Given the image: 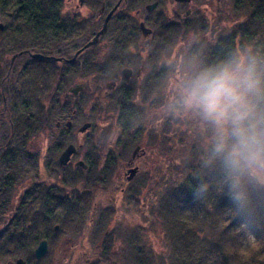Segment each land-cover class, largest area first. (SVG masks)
<instances>
[{
    "label": "flooded vegetation",
    "instance_id": "1",
    "mask_svg": "<svg viewBox=\"0 0 264 264\" xmlns=\"http://www.w3.org/2000/svg\"><path fill=\"white\" fill-rule=\"evenodd\" d=\"M70 1L65 0L64 10L72 19H87L77 16L78 9L86 6L97 11L96 25L88 27L86 33L81 30L82 34L79 35L88 34L89 38V32L94 29L96 32L91 40L89 38L73 55L45 48L44 54L24 50L13 56L15 60L27 53L34 58L55 61L63 72V81L57 91L66 89L63 104L66 122L58 120L54 128L49 119L39 122L40 125L35 123L30 126L28 134L30 130L32 134H39L49 129H62L85 140L89 134L98 132V127L94 129L92 122L77 121L80 111L71 103L89 92L94 96L98 110L96 119L103 108H109L117 115L119 137L109 138V145L103 151H100V142L91 151L83 144L76 146L68 142L47 162L45 156L39 153H28L25 154L26 158H21L16 148L14 151L0 152V261L7 259V264H16L19 260L24 264H38L50 255L63 257V264H75L76 257L91 251L85 250L88 239L99 243L96 251L92 250L96 256L117 254L115 231V234L109 229L102 232L103 228L99 226L104 219L112 217L108 214L114 209L100 204L99 199L109 188L114 193L110 202H118L119 197L120 203L127 206L128 199L138 196L140 191L137 188L144 186L142 183L137 188H131L139 177L143 180L147 175L143 169L146 165L144 159L150 154L144 146L147 144L146 131L151 130L153 138L156 135L159 150V125L153 124L160 115L154 114L166 105L164 97L174 88H169V84L175 85L181 72L179 44L183 39L166 40L164 23L169 20L173 27L188 29V36L191 37L194 28L186 18L192 10L205 4L204 0H172L180 11H184L167 15L163 8L164 0H116L115 3L113 0H74L78 4L68 11ZM143 11L146 20L132 23L136 16H142ZM69 28L74 27L65 26V29ZM85 53L89 55L85 56ZM38 54L40 56H36ZM13 58L7 70L8 81L13 70ZM146 121H150L151 125ZM9 123L13 133L14 124L11 120ZM85 124H89V127L84 130ZM26 140L27 136H11L7 143ZM97 140L100 141V138ZM69 145H73L75 151L69 161L62 164L60 158ZM21 159L25 166L19 168ZM77 187L82 190L77 189L76 195H70ZM117 191L119 196L115 194ZM89 208L93 212L88 216ZM90 224L94 232L85 228L89 229ZM77 229L79 234L75 235ZM84 229L87 232L85 235L84 232L80 233ZM38 254L41 257L38 258ZM44 263L51 264V261Z\"/></svg>",
    "mask_w": 264,
    "mask_h": 264
},
{
    "label": "rangeland",
    "instance_id": "2",
    "mask_svg": "<svg viewBox=\"0 0 264 264\" xmlns=\"http://www.w3.org/2000/svg\"><path fill=\"white\" fill-rule=\"evenodd\" d=\"M115 2L116 0H113V3ZM204 2V6L192 10L190 16L186 18L187 23L194 29H192L191 37L188 36V38L190 37L189 39H183L179 44L180 77L175 85L173 83L169 84V88L174 87L173 91L164 97L166 105L154 114V116L160 115L159 119H154L153 124L157 125L158 123L159 125V150L157 149L156 135L153 138L151 130L146 131L147 144H144V146L150 154L144 159L146 165L143 169H145L147 175L143 180L142 177H139L131 188H137L136 186L142 185V183L144 186L137 188L140 191L138 196L135 199L132 198V200L128 199L127 206L120 203L121 199L119 197H117L118 202H110L111 194L114 193L113 190L109 191V188L99 199L100 204L114 209L112 213L108 214L112 217L106 216L108 219H104L99 226L103 228L102 232L107 229L112 233L115 231L114 241L117 246V254L96 256L92 250L96 251V246L99 243L88 239L86 240L85 250L91 251H85L76 257L75 264H96V262L97 264H113L114 262L118 264H140L137 259L138 251L144 258L143 264H148L146 262L148 259L143 256V253L148 254L147 257H150L151 260H155L151 264H264V211L258 212L251 219L246 218L237 211L229 202L227 196L219 190L220 182H218L216 191L221 195L216 203L209 201L210 198L206 196L201 199L195 198L194 203L191 200H187L188 204L183 209V214L179 213L181 212L179 211L181 204L177 198L176 202L173 201V204H170L173 205V208H168L165 205L168 201L167 196L171 193L172 188L178 187L189 175L200 172L206 176L212 170H205L202 166L211 151L210 131L195 114L184 112L173 104V101L178 96L179 85L186 77L203 68L206 55L212 51L218 38L234 30L233 27L237 23L239 24L238 16H244V13L240 14L241 11L239 12V9L236 8V6H242L239 0H204ZM77 4L74 0L70 1L67 7L68 11ZM163 8L167 15L177 12L181 14L184 11H180L172 0H164ZM133 14L135 15V12ZM91 15L97 16V11L92 10L89 6L78 9L77 16L80 18H88ZM6 18V15H0V23L4 24L7 29L10 24ZM138 20H146L145 11L142 12V16H136V20L132 23H138ZM147 25L153 30H157L155 26ZM95 32L96 30L94 29L89 32L90 40L95 35ZM87 35L84 34L82 37L75 36L71 40H66L65 43L62 41H49L44 45H46V49H53L54 52L73 55L76 50L89 40ZM261 36L262 33L257 35L254 43H261L263 40ZM2 47L3 45L0 44V50ZM6 51L4 57L0 55V64H3L2 71L4 73L7 72L9 62L14 56V52L9 47H6ZM88 55L89 53H85V56ZM25 62L26 60L23 56L13 61L11 79L10 82L8 81L12 92L8 94V97H0V147L2 146L0 152L3 153L10 150L14 151L16 144L19 143L12 141L8 144L7 142L9 137H15L17 134L16 132L12 133L9 119H13V124H15L17 117L21 116V109L18 108L20 110L18 113L11 106L15 102L18 103L16 98L20 94L17 88L27 83L29 78L26 74L21 73ZM57 87L58 85L53 86V91H46L45 89L44 97L41 94V102H38L40 111L45 107L44 109L49 114L48 119L52 122L53 128L58 120L63 123L66 122V118H63L66 89L57 91ZM14 89L17 90V95L12 96L13 92H15ZM37 93H41L40 90H37ZM45 96L51 100L49 103H46ZM71 103H74L80 111L77 121L82 123L90 121L93 123L94 129L98 127L99 131L95 134L91 133L87 137L85 136L86 138L83 140L84 138L75 137L62 129L43 131L44 128H42L43 132L39 134H32L33 132L30 130L27 140L20 142V144H23L21 145L22 149L18 151L21 158H26L27 155L25 154L28 153H39L45 156L47 162V160L59 153L60 147L66 146L68 142L74 143L76 146L83 144L84 148H89L88 151H91L94 145L100 142L99 148L100 151H103L109 145V138L119 137L117 115L115 116L110 111L111 109L103 108V111L100 112V117L96 119L98 110L94 96L89 95V92L84 93L80 98L73 99ZM5 106L7 109L5 108V111H3ZM31 110L33 111L32 108ZM39 120L38 122L35 121L37 125H40L41 119ZM147 124L151 125L150 121ZM93 136L94 138H92ZM97 138H100V141ZM22 160L18 162L19 168L25 166ZM115 170L118 172V169ZM110 179L112 180V177ZM77 189L82 190L77 187L71 191L70 195H76ZM115 194L117 196L120 195L118 191ZM166 209L174 213L176 222L181 218H184L183 221L186 220V222L178 223L174 229H167L166 215H168V211ZM92 212L93 209L88 210V216L92 215L90 214ZM95 215L98 216L99 214ZM92 223L94 225L95 221ZM92 225H89V229L88 227L85 228L94 232ZM188 228L192 232L186 233V230H189ZM86 229L80 233L84 232L83 235L87 234ZM169 230L173 233L183 232V236L180 234L178 239H174V237L169 235ZM74 234L78 235L79 229ZM129 241L132 242L130 243ZM175 247L181 259L175 260L173 255ZM66 258L68 259L69 257ZM183 258L184 260H182ZM62 260L63 257L50 255L38 264H42L45 261H51V264H63ZM0 263L7 264V259H2Z\"/></svg>",
    "mask_w": 264,
    "mask_h": 264
},
{
    "label": "trees",
    "instance_id": "3",
    "mask_svg": "<svg viewBox=\"0 0 264 264\" xmlns=\"http://www.w3.org/2000/svg\"><path fill=\"white\" fill-rule=\"evenodd\" d=\"M239 1L242 3V6H236V8L239 9V12L241 11L240 14L243 12L244 16H238L237 19H239V24L237 23V25L233 27L234 30L218 38L212 51L206 55L203 67L215 65L239 53H244L249 49L259 60L264 61V0ZM64 2L65 0H0V15H6V19H8L10 24L9 28L0 31V44L3 45L0 50V55L3 57L5 56L7 52L6 47H9L14 54L24 50H31L32 53L44 54L43 49L46 50L45 43L49 41L71 40L73 37L82 34V31L86 33L88 27L96 25L98 18L95 16H91L82 21L72 19L70 16L68 17V15L65 14ZM170 24L169 20L164 23L166 40L178 41L180 38L184 39L188 36V29L173 27V25ZM65 26H73L74 28L65 29ZM260 33H262L261 38L263 37V40L261 43H254L255 38ZM22 56L27 60L24 63L22 74H26L29 78L27 83L17 88L20 94L16 98L18 103L15 102L11 106L18 113L20 112L19 109H21V116L17 117V121H15L13 128V133H17L16 137H26L30 126L35 124V121L38 122L40 121L39 119H41V122H45L48 120V114L46 109H44L45 107L42 108V111L39 110L40 105L38 102H41V94L42 97H44L43 93L45 89L46 91H53L52 87L59 86L63 81V72L59 69L55 61H48L45 58H34L27 53ZM2 65L3 64H0V97H8L9 91H11L8 85L10 81L8 82L7 72L4 73L2 71ZM17 90L13 92L12 96L17 95ZM37 90H40L41 93H37ZM45 97L46 103H49L51 100L49 97ZM5 108L6 106L3 108V111H5ZM9 120L14 123L13 119L10 118ZM21 145L23 144H20V142L16 144L15 147L17 152L22 149ZM211 169V172L206 176L202 175L200 172H196L193 175H189L178 187H173L171 193L167 196L168 201L165 205L168 208H173V205L170 204H173V201L178 199L181 204L179 209L181 212L179 213L183 214V209H185L188 204L187 200H191L193 203L195 202L193 192L196 186L202 181L211 182L206 195L207 198H210L209 201L214 203H216L217 200L219 201L221 194L216 191L219 184L218 182L221 180V175L217 172L218 164ZM91 209L92 208H89V210ZM166 211H168V215H166L167 229H174L178 223L186 222V220L183 221L184 218L178 219L176 222L174 213L168 209H166ZM175 222L176 224L174 226ZM188 229L186 233L192 232L190 228ZM182 233H173L169 230V235L174 237V239H178L180 234L183 236ZM139 252L140 251L137 252V259L140 264H143L144 258ZM143 254V256L148 259H146L148 264L149 262L151 264L153 263L152 261H155L151 260L150 257L148 258V254ZM173 255L175 260L181 259L176 252V247ZM174 258H172V260H174ZM182 260H184V258ZM113 264L118 263L114 262Z\"/></svg>",
    "mask_w": 264,
    "mask_h": 264
},
{
    "label": "clouds",
    "instance_id": "4",
    "mask_svg": "<svg viewBox=\"0 0 264 264\" xmlns=\"http://www.w3.org/2000/svg\"><path fill=\"white\" fill-rule=\"evenodd\" d=\"M173 104L210 131L202 166L218 164L219 190L229 202L249 219L264 211V61L249 49L205 66L181 81ZM210 185L199 183L194 197L204 198Z\"/></svg>",
    "mask_w": 264,
    "mask_h": 264
},
{
    "label": "water",
    "instance_id": "5",
    "mask_svg": "<svg viewBox=\"0 0 264 264\" xmlns=\"http://www.w3.org/2000/svg\"><path fill=\"white\" fill-rule=\"evenodd\" d=\"M184 1H191V0H184ZM108 19H109V17L106 19V23H107ZM4 29H5L4 24L0 23V31H3ZM36 56H40V55L38 54V55H36ZM14 58H15V57H14ZM14 58H13V59H14ZM88 127H89V124H85L84 127H83V129L85 130V129H87ZM74 151H75L74 146H73V145H69V146L67 147V149L65 150V152L62 154V156H61V158H60V162H61L62 164H66V163L69 161V158H70L71 154H72ZM43 250H45L44 247H43ZM38 252H39V250H38ZM39 253H42V252H39ZM37 257H38V258L41 257L40 254H38ZM16 264H24V262H23L22 260H19Z\"/></svg>",
    "mask_w": 264,
    "mask_h": 264
}]
</instances>
